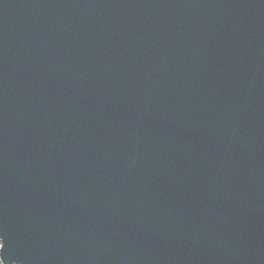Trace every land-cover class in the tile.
Instances as JSON below:
<instances>
[{
    "label": "water",
    "instance_id": "95a60500",
    "mask_svg": "<svg viewBox=\"0 0 264 264\" xmlns=\"http://www.w3.org/2000/svg\"><path fill=\"white\" fill-rule=\"evenodd\" d=\"M1 264H264V0H0Z\"/></svg>",
    "mask_w": 264,
    "mask_h": 264
},
{
    "label": "snow or ice",
    "instance_id": "6c2138e0",
    "mask_svg": "<svg viewBox=\"0 0 264 264\" xmlns=\"http://www.w3.org/2000/svg\"><path fill=\"white\" fill-rule=\"evenodd\" d=\"M4 246V240L0 241V249H3ZM0 259L4 260L2 256H0Z\"/></svg>",
    "mask_w": 264,
    "mask_h": 264
},
{
    "label": "rangeland",
    "instance_id": "374dc122",
    "mask_svg": "<svg viewBox=\"0 0 264 264\" xmlns=\"http://www.w3.org/2000/svg\"><path fill=\"white\" fill-rule=\"evenodd\" d=\"M0 264H1V260H0Z\"/></svg>",
    "mask_w": 264,
    "mask_h": 264
}]
</instances>
